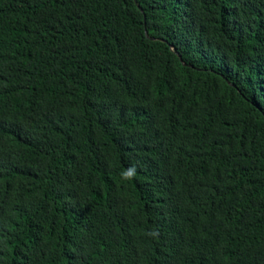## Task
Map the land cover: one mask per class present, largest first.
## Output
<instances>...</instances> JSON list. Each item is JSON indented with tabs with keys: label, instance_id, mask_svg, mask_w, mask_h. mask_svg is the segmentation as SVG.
<instances>
[{
	"label": "trees",
	"instance_id": "trees-1",
	"mask_svg": "<svg viewBox=\"0 0 264 264\" xmlns=\"http://www.w3.org/2000/svg\"><path fill=\"white\" fill-rule=\"evenodd\" d=\"M0 264H264V0H0Z\"/></svg>",
	"mask_w": 264,
	"mask_h": 264
},
{
	"label": "water",
	"instance_id": "water-1",
	"mask_svg": "<svg viewBox=\"0 0 264 264\" xmlns=\"http://www.w3.org/2000/svg\"><path fill=\"white\" fill-rule=\"evenodd\" d=\"M137 6L139 7V9H140L141 11H143L142 8L139 6V4H137ZM146 35L148 36L147 32H146ZM150 39L153 40L152 38H150ZM179 61L182 62V59H181L180 57H179ZM182 64H183V62H182Z\"/></svg>",
	"mask_w": 264,
	"mask_h": 264
}]
</instances>
